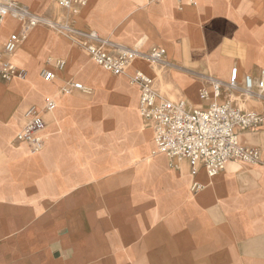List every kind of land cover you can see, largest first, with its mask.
I'll return each mask as SVG.
<instances>
[{
    "label": "crops",
    "instance_id": "obj_1",
    "mask_svg": "<svg viewBox=\"0 0 264 264\" xmlns=\"http://www.w3.org/2000/svg\"><path fill=\"white\" fill-rule=\"evenodd\" d=\"M11 1L64 17L55 0ZM70 22L141 53L163 48L165 66L136 61L128 74L143 72L169 101L230 102L264 116V94L221 88L217 96L210 84L226 83L232 67L240 78L264 70V0H86ZM16 30L3 20L0 49ZM24 40L10 63L27 71L19 52L40 44L38 74L46 68L55 79L0 88V264H264V123L239 136L259 151L258 163L192 176L187 162L173 168L155 154L139 90L124 76L105 72L53 29L39 26ZM74 83L89 93L62 92ZM202 88L207 101L198 98ZM24 92L11 113L10 96ZM44 98L55 105L43 113V148L30 153L13 140L24 111L42 108Z\"/></svg>",
    "mask_w": 264,
    "mask_h": 264
},
{
    "label": "built area",
    "instance_id": "obj_2",
    "mask_svg": "<svg viewBox=\"0 0 264 264\" xmlns=\"http://www.w3.org/2000/svg\"><path fill=\"white\" fill-rule=\"evenodd\" d=\"M55 4L64 12L62 20L38 16L17 2L0 0V25L8 17L18 24V30L8 36L0 49V82L22 80L26 76V71L10 63L9 58L31 28L44 26L69 38L105 72L112 76H124L129 84L138 88V112L152 126L154 152L164 155L173 168H177L180 161H185L192 176L203 169L212 177L222 172L230 162L256 164L260 161L259 151L243 145L239 136L242 132L260 127L264 123V116L240 110L230 102H210L206 107L192 108L184 100L173 102L165 99L155 91L152 78L141 71L128 74L136 61L165 66L163 48L152 47L147 53H141L114 45L92 30H77L70 19L85 6L86 0H55ZM54 63L58 69L63 67L60 60ZM39 75L46 82L55 79L54 74L46 68L41 69ZM210 84L217 96L221 88H226L243 98L260 97L264 94V70L256 78L249 74L240 78L238 68L232 67L226 83L210 79ZM71 90L89 93V89L79 83L65 86L62 92ZM198 98L207 101L208 91L200 89ZM54 105L52 99L44 98L42 108L29 106L23 113L24 123L13 143L25 144L32 153L41 150L44 145L41 132L45 128L43 113L52 110ZM200 189L199 184L191 186L193 193Z\"/></svg>",
    "mask_w": 264,
    "mask_h": 264
},
{
    "label": "rangeland",
    "instance_id": "obj_3",
    "mask_svg": "<svg viewBox=\"0 0 264 264\" xmlns=\"http://www.w3.org/2000/svg\"><path fill=\"white\" fill-rule=\"evenodd\" d=\"M38 28H39V26H36V27L32 28L29 31L28 35L31 33V31H33L34 29H38ZM28 35L26 36L25 40L27 39ZM40 50H41V45L40 44L37 45V44L31 43L30 48L28 49V53L27 54H22V55L19 54V56H22V59L27 64L26 76L22 80L13 79L12 82H10V83H8L6 85H4V84L1 85L0 84V88L1 89H4V90H8V87L9 86L14 85L17 82H25V83L26 82H29V83H32L33 82V85H34L37 80H41L40 77H39V74H38V65H37L38 64V54H39ZM13 56H15V55L13 54ZM35 67H36V69H35ZM33 69H35V72L36 73L33 74L32 80H29V77L32 74ZM27 94L28 93H25L24 92V93H22L20 95L14 94V95H11L10 96L9 102H10V111H11V113L14 110H16V108H17V106L19 104V101L22 98H28L29 95H27Z\"/></svg>",
    "mask_w": 264,
    "mask_h": 264
},
{
    "label": "bare ground",
    "instance_id": "obj_4",
    "mask_svg": "<svg viewBox=\"0 0 264 264\" xmlns=\"http://www.w3.org/2000/svg\"><path fill=\"white\" fill-rule=\"evenodd\" d=\"M35 27H36V26H35ZM33 28H34V27H33ZM31 29H32V28H31ZM31 29H30V30H31ZM30 30H29V31H30ZM29 31L27 32V35H28ZM27 35H26V36H27ZM26 36H25V38H26ZM20 52H21V51H20ZM20 52H19V54L22 55L23 53H22V52L20 53ZM17 53H18V51L16 50V51L14 52V55H16ZM33 70H34V69H33ZM34 73H36V72H34ZM29 75H30V74H29ZM35 75H36V74H35ZM31 84H33V82H32ZM206 104H207V103H206ZM204 106H205V105H204ZM30 153H31V152H30Z\"/></svg>",
    "mask_w": 264,
    "mask_h": 264
}]
</instances>
